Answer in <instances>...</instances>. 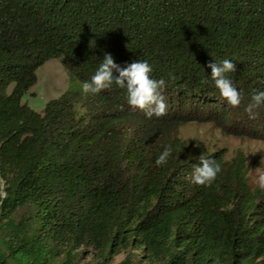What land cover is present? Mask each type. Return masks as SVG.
<instances>
[{
  "label": "trees",
  "instance_id": "obj_1",
  "mask_svg": "<svg viewBox=\"0 0 264 264\" xmlns=\"http://www.w3.org/2000/svg\"><path fill=\"white\" fill-rule=\"evenodd\" d=\"M105 53L147 61L167 114L147 118L114 83L84 94ZM51 59L71 82L40 112L23 97ZM225 59L237 108L207 67ZM260 91L264 0H0V264H264V189L245 154L180 136L209 119L264 133V106L244 110ZM201 156L221 165L207 187L189 179Z\"/></svg>",
  "mask_w": 264,
  "mask_h": 264
},
{
  "label": "clouds",
  "instance_id": "obj_2",
  "mask_svg": "<svg viewBox=\"0 0 264 264\" xmlns=\"http://www.w3.org/2000/svg\"><path fill=\"white\" fill-rule=\"evenodd\" d=\"M211 69V80L219 90L220 96L226 103L237 108L244 101V95L233 85L227 73L235 72V63L225 59L221 63H209ZM153 69L147 61H135L125 67L116 64L110 53H105L103 61L100 63L95 74L90 81L82 83L81 88L84 94L96 95L102 90L109 89L117 85L126 89L127 103L134 110L144 111L147 118L153 116L159 118L167 114L166 98L163 95L166 82L163 79L151 78ZM118 73V75H114ZM207 84L208 81H201ZM264 106V91L253 93L247 102L245 112L249 119L255 120L259 116L257 111ZM171 145L166 146L155 160L156 166L167 164L172 154ZM191 158V157H190ZM199 164L194 166L189 179L198 186H210L221 171V165L214 159H207L201 156ZM259 186L264 189V175L259 177Z\"/></svg>",
  "mask_w": 264,
  "mask_h": 264
},
{
  "label": "rangeland",
  "instance_id": "obj_3",
  "mask_svg": "<svg viewBox=\"0 0 264 264\" xmlns=\"http://www.w3.org/2000/svg\"><path fill=\"white\" fill-rule=\"evenodd\" d=\"M38 81L23 97L33 109L42 112L49 100L62 95L70 85V74L60 59L48 60L38 71ZM190 120L180 128L185 140H195L208 151L221 150L227 159L242 151L248 159L250 182L259 186V177L264 175V133L259 124L253 130L228 120ZM231 125V126H230ZM263 134V135H262ZM123 254L115 257L116 264Z\"/></svg>",
  "mask_w": 264,
  "mask_h": 264
}]
</instances>
